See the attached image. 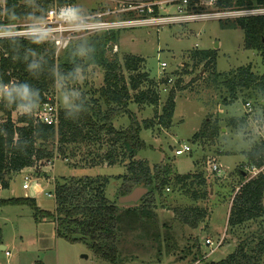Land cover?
I'll list each match as a JSON object with an SVG mask.
<instances>
[{
	"label": "rangeland",
	"instance_id": "374dc122",
	"mask_svg": "<svg viewBox=\"0 0 264 264\" xmlns=\"http://www.w3.org/2000/svg\"><path fill=\"white\" fill-rule=\"evenodd\" d=\"M72 1L80 9L91 11L101 7L114 8L123 0ZM211 9L214 7L207 10ZM234 20L214 17L160 27H127L118 31V51L113 50L111 43L104 48L108 60H118L128 85L131 76L137 75V72L148 73V79L140 83V89H148L151 79L156 83L160 93L157 105L130 101V109L140 122L152 118L156 108L161 111L171 87L177 85L172 125L166 128L156 124L151 129H143L141 136L148 146L137 155L151 165L169 163L174 170L172 181L156 195L158 235H148L139 230L123 237L117 244L118 264H210L226 257L241 243H247L249 251H253L264 238V214L233 228L228 223L231 203L239 184L251 175L245 151L264 135V116L255 101L259 97L253 92L252 96H249L250 92L240 93L232 103L225 104L228 91L221 81L223 77L214 81L205 62L194 66L191 57L194 49L214 48L217 53L216 71L226 73L251 63L253 70L262 74L264 59L257 50L245 48L244 29L223 25ZM98 54L99 49L92 51L91 55H86V50L81 52L79 56L88 67L84 71L78 70L77 82L60 79L53 91L47 92L57 101L59 108L75 105L77 97L82 95L90 102L100 99L99 88L105 84L106 68L99 63ZM125 55L143 57L139 69H126ZM163 61L167 63L165 68H162ZM168 74L174 81L157 84L161 77ZM178 79H181L179 84L175 83ZM131 92L133 94L134 90ZM247 101L251 102L252 109L246 105ZM101 102L106 110L107 105L103 100ZM23 110L14 111L13 118L16 119ZM241 116L244 118L242 122L236 126L230 124L231 117ZM115 118L117 122H114ZM115 118L113 124L118 129L126 128L131 121L127 113L118 114ZM216 129L219 131L213 135ZM201 130L204 135L194 137ZM104 143L103 146L99 142L70 144L72 150L68 151V157L57 156L52 165L41 163L37 173L36 167H29L15 174L8 188L0 187V197L28 195L30 191L23 188V181L25 174L29 173L44 184V191L36 194L38 206L54 211L55 197L46 192L54 190L64 178L100 174L110 178L106 187L108 198L120 204L121 180L116 176L124 174L126 166L103 162L102 156L109 142ZM184 144H188L190 150L176 154V149ZM214 162L223 167L220 175L212 170ZM241 168L245 170V178L240 175ZM176 173H190V176L177 181L174 177ZM202 179H205L204 183H200ZM196 192H206V196L195 198ZM130 205L132 203H121L119 206ZM183 208H196L199 214L193 223L196 226L180 218L179 212ZM208 237L214 241L223 238V243L212 250L205 241ZM2 243L11 255L7 256L5 249L0 247V264H112L97 256L87 243L58 236L52 219L36 221L33 208L27 204L0 206V245ZM261 264H264V251Z\"/></svg>",
	"mask_w": 264,
	"mask_h": 264
},
{
	"label": "trees",
	"instance_id": "16d2710c",
	"mask_svg": "<svg viewBox=\"0 0 264 264\" xmlns=\"http://www.w3.org/2000/svg\"><path fill=\"white\" fill-rule=\"evenodd\" d=\"M65 1L67 0H58L59 3ZM52 2L53 0H5L4 16L6 21L42 17ZM217 2L218 7L222 9L264 5V0ZM223 25L243 28L245 48L257 50L264 59V15L239 17L235 18L234 22H224ZM118 31L103 32L79 40L58 57V63L55 48L49 42L22 38L0 40V75L5 81H9L11 77L18 79V88L5 92L0 100V112L3 113L0 116V187L8 188L14 175L25 168L36 167L37 173L41 163L53 161L57 156H67L68 151L72 150L70 144L99 142L103 146L106 141L109 144L102 156L103 162L108 165L126 166V172L116 176L121 180L119 196L140 185L149 189L139 202L123 207L106 195L109 176L82 175L64 178L63 182L56 184L54 211L40 208L36 197L29 194L0 197V206L30 205L36 221L52 219L56 223L58 236L73 242L87 243L97 256L112 264H118L117 244L123 237L139 230L148 235H158L156 195L172 181L174 170L169 163L151 165L137 155L148 146L141 136L143 129H151L156 124L166 128L172 125L177 89L174 84L161 111L156 108L152 118L140 122L129 107L130 101L157 105L160 93L153 79L148 89L139 88L140 83L148 79L146 72L132 75L128 85L118 60H108L105 57L104 48L107 43H117ZM98 49V61L106 68L105 84L99 88L100 99L90 102L85 100L83 95L78 96L75 105L60 108L57 125L36 121L33 110L47 99L46 93L53 91L56 82L60 79L77 82L78 70L84 71L88 67L79 54L86 50V55H91L92 51ZM216 56L214 48L191 51L194 66L204 61L210 68L214 81L223 77L221 81L228 91V96L224 98L225 104L232 103L240 93L250 92L249 96H252L253 92V95L259 97L255 101L264 116V72L259 74L254 71L251 63L226 73L219 72L215 70ZM124 58V67L131 71L139 69V63L144 60L137 55H125ZM170 77L172 75H164L157 84H168ZM180 81L181 79H178L175 83L179 84ZM131 90H134L133 94ZM100 100L107 105L106 110ZM21 107L29 108V111L19 113L14 119L13 112ZM122 113H127L131 121L126 128L118 129L113 124V119ZM100 114L103 116H99ZM243 120L242 116L231 117L229 122L236 126ZM218 129L213 135L217 134ZM201 134L204 135L203 130L196 132L194 137L197 138ZM245 153L250 167H264V135L252 142L250 149ZM93 161H96L95 158ZM244 171L242 168L239 170L242 178H245ZM189 176L190 173H176L174 177L177 181H183ZM204 182L205 179L200 180V183ZM194 195L198 198L206 196V192H196ZM263 200L264 168L257 175L249 176L239 184L230 207V227L261 217L264 214ZM195 209L183 208L179 212L180 218L193 224L199 216ZM263 251L264 238L253 251H249L247 243H241L226 257L210 264H261Z\"/></svg>",
	"mask_w": 264,
	"mask_h": 264
},
{
	"label": "built area",
	"instance_id": "2783aa9c",
	"mask_svg": "<svg viewBox=\"0 0 264 264\" xmlns=\"http://www.w3.org/2000/svg\"><path fill=\"white\" fill-rule=\"evenodd\" d=\"M218 0H123L114 8L101 7L94 10H82L72 0L59 3L53 0L45 14L38 18H23L15 21L5 19V0H0V40L22 38L51 43L55 48V57L58 58L61 52L69 46L87 36L103 32H111L134 26L160 27L167 24L190 23L207 18H239L246 16L264 15V5L251 6L234 9H222L217 5ZM172 7V8H171ZM208 7L214 9L207 10ZM113 50L118 51V44L111 43ZM162 68L167 63L161 62ZM9 72V71H8ZM7 72V73H8ZM17 80L11 77L5 81L0 75V100L5 92L18 88ZM174 81L169 78V83ZM47 99L38 104L33 110L36 121L57 125L59 121V106L57 101L48 96ZM246 105L251 108V102ZM24 108V107H21ZM19 109V108H18ZM17 109V110H18ZM16 111V110H15ZM29 111L24 108L23 112ZM19 113H22L21 111ZM1 114V112H0ZM190 150L188 144L176 149V154H182ZM49 165L53 161H47ZM264 167L252 166L250 177L257 175ZM212 170L219 175L223 173V167L214 162ZM44 184L39 178L32 177L26 173L23 181V188L30 191L34 186L35 195L44 191ZM47 195L55 197V189L46 192ZM206 243L211 245L212 250L219 248L223 238L214 241L208 237ZM7 256L11 252L5 248Z\"/></svg>",
	"mask_w": 264,
	"mask_h": 264
},
{
	"label": "water",
	"instance_id": "95a60500",
	"mask_svg": "<svg viewBox=\"0 0 264 264\" xmlns=\"http://www.w3.org/2000/svg\"><path fill=\"white\" fill-rule=\"evenodd\" d=\"M218 46V45H216ZM2 113V112H1ZM149 191L148 187L145 186H136L131 192L121 195L119 197V201L123 204L125 203H137L140 201V199ZM30 196L35 195L34 186L30 189L29 192ZM1 248L4 247V245H0Z\"/></svg>",
	"mask_w": 264,
	"mask_h": 264
},
{
	"label": "crops",
	"instance_id": "0c3cea01",
	"mask_svg": "<svg viewBox=\"0 0 264 264\" xmlns=\"http://www.w3.org/2000/svg\"><path fill=\"white\" fill-rule=\"evenodd\" d=\"M118 44V43H117ZM118 46H119V44H118ZM120 47V46H119ZM101 104H102V102H101V100L99 101ZM72 106V105H71ZM70 106V104H68V106L67 107H71ZM130 107V106H129ZM136 115V114H135ZM116 120V121H115ZM114 122H117V119L115 118L114 119ZM114 125H116V124H114ZM1 190V189H0ZM35 197H36V195H34ZM37 199V198H36ZM121 204V203H120ZM1 245H4L3 243L1 244ZM5 248H7V246L6 245H4V247L2 248V249H5Z\"/></svg>",
	"mask_w": 264,
	"mask_h": 264
}]
</instances>
